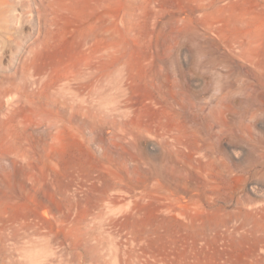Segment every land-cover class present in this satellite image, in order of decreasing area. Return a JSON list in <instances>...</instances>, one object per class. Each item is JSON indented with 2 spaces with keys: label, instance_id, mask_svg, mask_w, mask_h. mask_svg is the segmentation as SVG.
Instances as JSON below:
<instances>
[{
  "label": "rangeland",
  "instance_id": "374dc122",
  "mask_svg": "<svg viewBox=\"0 0 264 264\" xmlns=\"http://www.w3.org/2000/svg\"><path fill=\"white\" fill-rule=\"evenodd\" d=\"M263 233L264 0H0V264H254Z\"/></svg>",
  "mask_w": 264,
  "mask_h": 264
},
{
  "label": "bare ground",
  "instance_id": "6f19581e",
  "mask_svg": "<svg viewBox=\"0 0 264 264\" xmlns=\"http://www.w3.org/2000/svg\"><path fill=\"white\" fill-rule=\"evenodd\" d=\"M252 233V232H251ZM259 242H263L264 243V233L261 235V236H257V238H256ZM253 240H255L254 238H253ZM255 243V242H254ZM258 243V242H257ZM246 259V258H245ZM254 260V259H253ZM252 262V261H251ZM251 262H249V261H247L246 262V264H253V262L251 263ZM254 264H264V252H263V254H262V256H261V258L258 260V261H256Z\"/></svg>",
  "mask_w": 264,
  "mask_h": 264
}]
</instances>
